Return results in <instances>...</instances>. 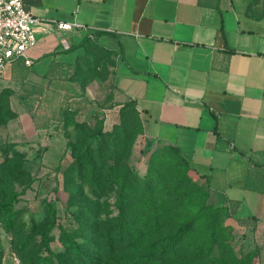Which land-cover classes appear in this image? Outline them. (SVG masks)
<instances>
[{"label":"crops","instance_id":"obj_1","mask_svg":"<svg viewBox=\"0 0 264 264\" xmlns=\"http://www.w3.org/2000/svg\"><path fill=\"white\" fill-rule=\"evenodd\" d=\"M251 1L24 0L41 19L33 64L18 59L7 75L67 85V61L88 42L112 50L113 84L121 103L136 102L143 147L178 148L237 219L264 227V180L249 176V156L264 150V17ZM66 21L80 26H57ZM60 134L47 153L65 151Z\"/></svg>","mask_w":264,"mask_h":264},{"label":"rangeland","instance_id":"obj_2","mask_svg":"<svg viewBox=\"0 0 264 264\" xmlns=\"http://www.w3.org/2000/svg\"><path fill=\"white\" fill-rule=\"evenodd\" d=\"M85 47L82 54L67 61L71 70L66 74L72 78L67 85L62 81L50 85L46 79H9L7 71L0 76V198L19 192L15 228L10 229L0 218L2 264H29L34 260L42 239L41 230L54 218L52 207L58 226L52 231L51 245L69 260L72 257L65 244L63 227L76 235L83 253L98 264H166L159 255L165 243L171 244L170 233L185 219L198 217L184 241L186 254L167 260V264H239L246 258L250 264H264V227L237 219L222 192L202 178L191 164L169 152L168 170L158 184L162 189L160 199L165 193L168 202L159 208L161 216H157L153 206L148 210L121 209L118 188L101 197L102 213L105 215L108 209V218L112 219L108 225H115L117 218H122L128 238L114 250H108V256L100 254L98 234L87 237L80 226L98 208L92 205L93 210L80 215L78 206L72 209L67 206L71 201L89 204L87 200L96 198L79 193L71 199L70 192L65 190L68 178L72 179L68 168L76 162L71 143L100 127L111 132L121 124L134 139L120 172L128 166L141 177L149 172L156 148L143 147L142 133L137 135L138 113L134 109L124 113V103L113 84L116 64L113 51H104L89 42ZM37 68L34 65L32 69ZM58 75L63 76L62 72H56ZM66 111L70 113L67 126ZM80 122L88 123L91 129L86 128L78 135L75 125ZM47 124L49 135L41 134L40 127ZM56 132L61 133L65 142L60 157L47 153L46 143ZM79 146L78 143L76 148ZM85 188L88 193V184ZM73 264L80 262L75 260Z\"/></svg>","mask_w":264,"mask_h":264},{"label":"trees","instance_id":"obj_3","mask_svg":"<svg viewBox=\"0 0 264 264\" xmlns=\"http://www.w3.org/2000/svg\"><path fill=\"white\" fill-rule=\"evenodd\" d=\"M250 8L256 9V14L252 13L256 17H264V0H252ZM130 109H134L138 113V135L143 132V121L134 100L124 103V113ZM69 114L68 111L65 112V126L69 124V120H67ZM75 127L78 135L86 128L91 129L88 123L85 122L77 123ZM133 139H131L130 131L120 124L111 132H106L100 127L95 131H91L88 135L84 134L80 141L71 143L76 155V162L68 168L67 173L72 176V179L68 178L65 190L70 192L71 199H75L79 193L89 198H93L91 195L96 198L87 200L89 204L71 201L67 206L69 209L78 206L76 210H79L80 215L86 214L88 210H93L92 205H94V208H98V210L92 212V217L80 223V226L86 230L87 237L93 238V235L98 234L100 239L98 249L103 256H108V250L112 251L117 248L123 240L128 238V235H126L127 232H125L122 225V218L118 217L115 225H108L112 219L108 218V209L105 215L104 212L102 213L104 207L100 202L101 197L105 196L107 192L118 188L120 189L118 200L121 209L148 210L149 207L153 206L156 209L157 216H161L162 210H159V208L167 206L168 202L165 193L160 199L162 189L158 184L164 177L166 170H168L166 165L168 152L179 156L186 164H190L178 148L163 145L155 149L152 155V165L146 176L141 177L134 174L128 166H125L124 172L121 173V163L130 154L129 147ZM78 143L80 146L76 148ZM249 176L254 182L259 181V179L264 180V150L254 151L249 156ZM130 177H133L132 181H130ZM87 184L89 186L88 193L85 192ZM18 195L19 192H13L0 198V218L5 220L10 229L15 228V221L18 216V209L16 208ZM104 206L108 208V204ZM51 214L54 218L47 227L41 230L42 239L39 242L38 252L29 264H73L75 260L79 261L80 264H98L90 255L83 253L76 235L64 227L62 233L66 247L71 252V260L52 248V231L58 226L56 211L53 207L51 208ZM197 219L198 217L185 219L170 233L168 238L171 240V244L165 243L159 255L166 261V264L167 260H175L181 254H186L184 241L193 231ZM2 257L3 253L0 248V264H2ZM239 264H250V262H247L246 258L245 261Z\"/></svg>","mask_w":264,"mask_h":264},{"label":"built area","instance_id":"obj_4","mask_svg":"<svg viewBox=\"0 0 264 264\" xmlns=\"http://www.w3.org/2000/svg\"><path fill=\"white\" fill-rule=\"evenodd\" d=\"M41 19L25 7L24 0H0V76L18 59L33 64L29 51L37 44L36 26ZM60 29L80 26L79 23L59 22Z\"/></svg>","mask_w":264,"mask_h":264}]
</instances>
